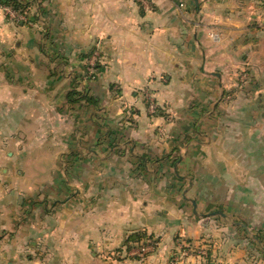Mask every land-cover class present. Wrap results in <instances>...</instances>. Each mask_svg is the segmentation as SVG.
<instances>
[{"label": "crops", "instance_id": "1", "mask_svg": "<svg viewBox=\"0 0 264 264\" xmlns=\"http://www.w3.org/2000/svg\"><path fill=\"white\" fill-rule=\"evenodd\" d=\"M20 1L30 21L0 7V264H170L181 238L264 264V0Z\"/></svg>", "mask_w": 264, "mask_h": 264}, {"label": "built area", "instance_id": "2", "mask_svg": "<svg viewBox=\"0 0 264 264\" xmlns=\"http://www.w3.org/2000/svg\"><path fill=\"white\" fill-rule=\"evenodd\" d=\"M7 15L14 21H30L28 12L18 13L11 6L0 4ZM97 63V54H95L90 63L88 64V77L95 78ZM147 106L150 113L156 114L159 110L157 101L151 93L145 94ZM157 245L155 238H143L132 243L131 252L132 255H136L141 259H145L150 252L154 250ZM208 251L207 248L201 243H194L192 241L185 240L183 238L178 240L175 252L173 253L170 264H208L207 262Z\"/></svg>", "mask_w": 264, "mask_h": 264}, {"label": "trees", "instance_id": "3", "mask_svg": "<svg viewBox=\"0 0 264 264\" xmlns=\"http://www.w3.org/2000/svg\"><path fill=\"white\" fill-rule=\"evenodd\" d=\"M0 2L2 4L11 6L15 11H17L20 14L26 12L27 11V7L29 6L28 4H26V3H24V2H22L20 0H1ZM31 19H33V18H31ZM95 68L98 69V64L97 63L95 65ZM90 79H94V78L90 77ZM66 100H67L68 104L71 105V106L80 104L82 100H86L90 104L96 103V100L94 98H92L91 96H88L87 94H83V93L77 92L76 90H71L67 94ZM255 236H257V238H259L262 242L264 241V234H262V232L257 231ZM143 238H152V237L143 236L141 234H135L133 240L134 241H138V240L143 239Z\"/></svg>", "mask_w": 264, "mask_h": 264}, {"label": "rangeland", "instance_id": "4", "mask_svg": "<svg viewBox=\"0 0 264 264\" xmlns=\"http://www.w3.org/2000/svg\"><path fill=\"white\" fill-rule=\"evenodd\" d=\"M91 59H92V58H91ZM91 59L88 61V64L90 63ZM87 69H88V65H87ZM87 71H88V70H87ZM236 94H237V93H235V92H233V91H230L229 93H226V96H227V97H225L224 99L227 98L228 100H234L235 97H237ZM259 126H260V125H259ZM261 126H262V125H261ZM64 174H65V173H64ZM28 200L30 201V200H33V199H32V198H30V199H29V198H25V199H24V203L27 202L26 204L29 205L31 202L28 203ZM28 208H29V207H28ZM262 230H263V232H262V231H261V232H262V234H264V228H263ZM256 233H257V231H254L253 234H250L251 237H252V235H255ZM254 237L256 238V236H254ZM263 242H264V241H263Z\"/></svg>", "mask_w": 264, "mask_h": 264}, {"label": "water", "instance_id": "5", "mask_svg": "<svg viewBox=\"0 0 264 264\" xmlns=\"http://www.w3.org/2000/svg\"><path fill=\"white\" fill-rule=\"evenodd\" d=\"M247 230H248V227L246 225H243Z\"/></svg>", "mask_w": 264, "mask_h": 264}]
</instances>
